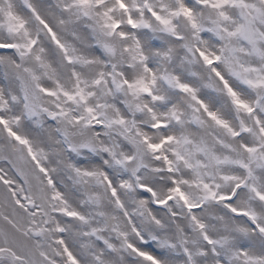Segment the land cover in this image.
<instances>
[{
    "label": "snow or ice",
    "instance_id": "obj_1",
    "mask_svg": "<svg viewBox=\"0 0 264 264\" xmlns=\"http://www.w3.org/2000/svg\"><path fill=\"white\" fill-rule=\"evenodd\" d=\"M0 264H264V0H0Z\"/></svg>",
    "mask_w": 264,
    "mask_h": 264
}]
</instances>
